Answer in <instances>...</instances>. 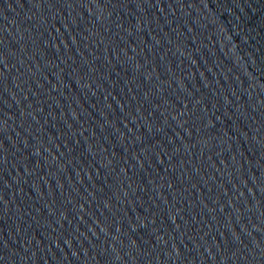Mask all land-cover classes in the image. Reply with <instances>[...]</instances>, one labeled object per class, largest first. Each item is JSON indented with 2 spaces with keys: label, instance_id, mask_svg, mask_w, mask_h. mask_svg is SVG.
Wrapping results in <instances>:
<instances>
[{
  "label": "water",
  "instance_id": "95a60500",
  "mask_svg": "<svg viewBox=\"0 0 264 264\" xmlns=\"http://www.w3.org/2000/svg\"><path fill=\"white\" fill-rule=\"evenodd\" d=\"M264 42V0H191Z\"/></svg>",
  "mask_w": 264,
  "mask_h": 264
}]
</instances>
